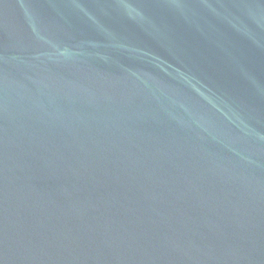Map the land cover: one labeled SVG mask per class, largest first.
Instances as JSON below:
<instances>
[{
  "label": "water",
  "instance_id": "95a60500",
  "mask_svg": "<svg viewBox=\"0 0 264 264\" xmlns=\"http://www.w3.org/2000/svg\"><path fill=\"white\" fill-rule=\"evenodd\" d=\"M0 264H264V0H0Z\"/></svg>",
  "mask_w": 264,
  "mask_h": 264
}]
</instances>
